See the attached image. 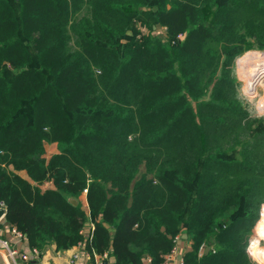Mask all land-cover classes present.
Returning a JSON list of instances; mask_svg holds the SVG:
<instances>
[{
	"label": "trees",
	"instance_id": "obj_1",
	"mask_svg": "<svg viewBox=\"0 0 264 264\" xmlns=\"http://www.w3.org/2000/svg\"><path fill=\"white\" fill-rule=\"evenodd\" d=\"M254 48L264 0H0L6 230L66 249L92 222L115 264H162L180 233L184 264H256L264 115L233 73Z\"/></svg>",
	"mask_w": 264,
	"mask_h": 264
},
{
	"label": "built area",
	"instance_id": "obj_2",
	"mask_svg": "<svg viewBox=\"0 0 264 264\" xmlns=\"http://www.w3.org/2000/svg\"><path fill=\"white\" fill-rule=\"evenodd\" d=\"M247 53H256L253 61H250L243 66L240 62V59L237 60V73L239 79H241V88H239V97L240 99L247 104L250 112H257L259 116L264 115V106L261 107L260 99L264 97V49L258 50H249ZM246 53V54H247ZM250 68L252 71L251 81L252 93L247 92L246 90V79L244 77V68ZM87 192V189H84V194ZM86 196V195H85ZM0 209L4 210V216L6 215V204L3 201H0ZM3 216V217H4ZM258 224L257 221L255 225ZM254 225V226H255ZM257 227V225H256ZM94 224L88 222L85 227L82 229L81 233L86 236L85 241H80L77 244L64 249H58L55 247L52 248L51 243L47 244L45 247L40 248L38 246L31 245L26 239L25 235L17 230L16 228L11 229V233L14 236V244L9 240H2L3 246H5L10 256L13 258L14 264H115V256L110 251L98 252L92 246L90 247L92 239L94 237ZM182 236H177L175 241V246L173 247L170 255L167 258L168 264L171 262L174 264H184V254L181 248L180 243L185 234ZM84 239V238H83ZM264 235L260 234V231L252 230L249 239L247 251L248 254L254 259L257 264H264ZM13 247H12V246ZM79 245V249H74L75 246ZM51 249L55 250V253L62 257L63 259L60 262L52 261L51 258ZM69 250H72L71 252ZM203 253V247L200 248L199 256ZM49 259H48V258ZM177 260V261H176ZM146 264H151V259L146 260Z\"/></svg>",
	"mask_w": 264,
	"mask_h": 264
},
{
	"label": "rangeland",
	"instance_id": "obj_3",
	"mask_svg": "<svg viewBox=\"0 0 264 264\" xmlns=\"http://www.w3.org/2000/svg\"><path fill=\"white\" fill-rule=\"evenodd\" d=\"M181 38H183L184 37V35H181L180 36ZM249 50H258V49H249ZM249 50H247V51H249ZM247 52L245 51L243 54H241L240 56H238L237 58H236V61H235V64H234V75L236 76V78H237V81H238V90H239V88H241L240 86H242L241 85V79H239V77H238V74H236L237 73V60L238 59H240V58H242L243 57V59L247 56V54H246ZM249 57V56H248ZM246 59V58H245ZM251 61H253V59L251 60ZM243 62L244 61H241V63L243 64ZM249 71H250V69H248ZM263 98V97H262ZM261 98V99H262ZM261 99H260V101H261ZM251 114L253 115V116H259L258 115V113L257 112H255V113H252L251 112ZM55 151V148L53 147V146H51V145H49L48 147H47V155L48 156H50V154H52L53 152ZM81 202H82V204L84 205V207L85 208H87L88 206H87V200H86V198L82 195L81 196ZM263 206H264V204L261 206V209H260V216H259V218H258V220H257V223L260 221V219H261V217H262V209H263ZM263 215H264V211H263ZM262 219H263V217H262ZM1 222H3V221H1ZM256 225H258V224H256ZM256 225L255 226H253V228H252V230L253 229H256ZM258 227H260V226H258ZM261 230L263 231V229H262V226H261ZM256 231V230H255ZM252 232V231H251ZM177 236H182L180 233L179 234H177ZM176 236V237H177ZM176 237H175V240L174 241H177L176 240ZM2 237H0V239H1ZM3 240V239H2ZM12 246V245H11ZM262 246H264V244L262 245ZM13 247V246H12ZM78 247H79V245H78ZM173 249V248H172ZM0 250H2L3 251V253L5 254V257L8 259V264H14V262H13V258L10 256V254H9V251H8V249L5 247V246H3V244H2V242H0ZM248 252V251H247ZM170 255V253L169 254H167L166 255V257H165V261L162 263V264H168V262H167V258H168V256ZM177 261V260H176ZM253 261L257 264V262L253 259ZM146 264V263H145ZM174 264H176V262L174 263Z\"/></svg>",
	"mask_w": 264,
	"mask_h": 264
},
{
	"label": "crops",
	"instance_id": "obj_4",
	"mask_svg": "<svg viewBox=\"0 0 264 264\" xmlns=\"http://www.w3.org/2000/svg\"><path fill=\"white\" fill-rule=\"evenodd\" d=\"M49 146V145H48ZM47 146V147H48ZM51 146H53L54 148H55V151H56V145L55 144H52ZM54 151V152H55ZM85 198H86V196L85 195H83ZM84 206V205H83ZM87 209V208H86ZM4 218H5V216L3 217V218H1V220H0V225H2L1 227H0V237H2L1 239H3V240H9V241H11V243L13 244V245H15L14 244V236L12 235V233L10 232V231H7L6 230V228L4 227L5 225H4V223L3 222H1V221H3L4 220ZM8 229V228H7ZM85 239H86V236H84V239L82 240L83 242L85 241ZM190 243H191V241L189 240V238H188V236H186V235H184V237H183V239H182V242L180 243V248H181V250H182V252L184 253L185 251H186V249L190 246ZM51 246H52V248L53 247H55V244L54 243H52L51 244ZM74 249H79L78 248V246H75L74 247ZM70 252L72 251V250H69ZM51 256H52V258H51V260L52 261H56V262H60L63 258L62 257H59L56 253H55V250L54 249H51ZM48 258V257H47ZM49 259V258H48ZM0 264H8V259L5 257V254L3 253V251L2 250H0ZM171 264H173L172 262H171Z\"/></svg>",
	"mask_w": 264,
	"mask_h": 264
},
{
	"label": "bare ground",
	"instance_id": "obj_5",
	"mask_svg": "<svg viewBox=\"0 0 264 264\" xmlns=\"http://www.w3.org/2000/svg\"><path fill=\"white\" fill-rule=\"evenodd\" d=\"M255 56H256V53H249L248 52L247 56L245 57L246 59L245 58L243 59V57H242L240 59V62L241 61H244L243 62V66H246V64L248 62H250L252 59H254ZM248 69H250V68H248ZM248 69H246V67L244 68V70H245L244 71V77L246 79V85H245V87H246L247 92L252 93V85L253 84H251L252 81H251V74H250V72L252 71V69H250V71ZM260 102H261V107H263L264 106V97L261 99ZM260 223H262V229H263V231L261 230V226L258 227V231H260V234L261 235H264V215H263V219L261 220Z\"/></svg>",
	"mask_w": 264,
	"mask_h": 264
},
{
	"label": "water",
	"instance_id": "obj_6",
	"mask_svg": "<svg viewBox=\"0 0 264 264\" xmlns=\"http://www.w3.org/2000/svg\"><path fill=\"white\" fill-rule=\"evenodd\" d=\"M3 216H4V210L3 209H0V220H1V218H3ZM186 236H188L187 234H185ZM207 251L209 250V247H207V249H206Z\"/></svg>",
	"mask_w": 264,
	"mask_h": 264
}]
</instances>
